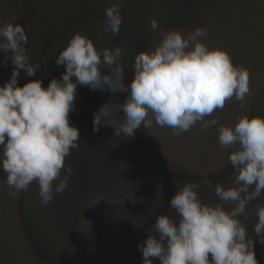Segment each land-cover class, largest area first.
Listing matches in <instances>:
<instances>
[{"label": "rangeland", "instance_id": "obj_1", "mask_svg": "<svg viewBox=\"0 0 264 264\" xmlns=\"http://www.w3.org/2000/svg\"><path fill=\"white\" fill-rule=\"evenodd\" d=\"M112 2L0 0V25L24 26L30 62L41 66L34 76L21 70L18 84L41 79L47 87L52 78H60L65 67L57 66L56 58L78 31L98 48L124 46L128 81L134 54L157 43L149 29L154 17L158 31L187 33L203 27L211 47L226 49L235 65L249 70L250 93L243 104L228 102L213 113L221 125H234L244 115H264V0H124L123 23L114 37L99 28ZM98 31L103 37L99 41ZM5 61L0 52V85L10 79L14 67L11 59ZM110 97V92L78 86L70 122L81 140L65 160L74 175L47 206L41 203L36 182L16 197L9 196L7 173L0 168V264H143L138 244L153 231L157 214L174 215L169 201L180 187L200 183L202 200L219 202L214 186H227L234 169L228 159L232 150L219 146L216 128L205 132L198 122L175 136L171 128L154 124L141 126L130 138L115 136L109 126L93 132V113ZM117 97L124 99L120 93ZM205 179L213 190L203 185ZM258 204H264V195L247 206L243 222L258 264H264V244L253 232ZM152 264L160 262L154 259Z\"/></svg>", "mask_w": 264, "mask_h": 264}, {"label": "clouds", "instance_id": "obj_2", "mask_svg": "<svg viewBox=\"0 0 264 264\" xmlns=\"http://www.w3.org/2000/svg\"><path fill=\"white\" fill-rule=\"evenodd\" d=\"M123 2L113 0L105 8L99 25L103 33L119 34ZM158 28L153 17L149 29L157 43L134 54L128 81L124 46L98 48L86 33L76 32L56 58L65 71L44 87L41 79L18 84L21 70L34 76L41 66L30 62L24 26L0 25V52L14 65L10 79L0 85V168L7 173L8 195L16 197L36 182L47 206L54 194L65 191L74 175L65 160L81 140L70 122L78 86L107 91L110 99L93 113V132L109 126L115 136L130 138L141 126L155 124L180 136L199 122L205 132L216 128L219 146L232 150L228 159L234 175L227 186H214L219 202L203 201L200 183L180 187L169 201L174 215L157 214L153 231L138 244L143 264L154 259L160 264H258L243 220L247 206L264 195V115H244L234 125H221L213 116L228 102L243 104L250 72L235 65L226 49L211 47L203 27L187 33ZM102 39L98 31L96 40ZM203 185L213 190L210 180ZM255 215L253 232L264 244V204L256 206Z\"/></svg>", "mask_w": 264, "mask_h": 264}]
</instances>
